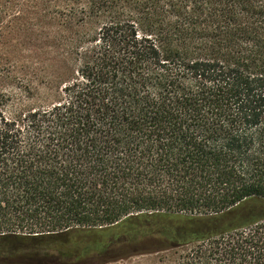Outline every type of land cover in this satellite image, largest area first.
<instances>
[{"label": "trees", "instance_id": "1", "mask_svg": "<svg viewBox=\"0 0 264 264\" xmlns=\"http://www.w3.org/2000/svg\"><path fill=\"white\" fill-rule=\"evenodd\" d=\"M171 251L264 264V0H0V264Z\"/></svg>", "mask_w": 264, "mask_h": 264}, {"label": "rangeland", "instance_id": "2", "mask_svg": "<svg viewBox=\"0 0 264 264\" xmlns=\"http://www.w3.org/2000/svg\"><path fill=\"white\" fill-rule=\"evenodd\" d=\"M26 45V38H21L16 46L18 47V51L21 52ZM16 49L12 47V50L8 54L9 57L14 56ZM22 61V59H21ZM22 64V62H20ZM179 251H171V252H160V253H152V254H142L138 256H132L127 259H123L117 262H112L108 264H177Z\"/></svg>", "mask_w": 264, "mask_h": 264}]
</instances>
